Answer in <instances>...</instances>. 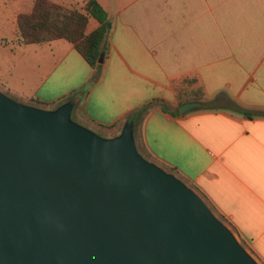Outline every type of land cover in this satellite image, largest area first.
I'll return each instance as SVG.
<instances>
[{
  "label": "crops",
  "instance_id": "crops-1",
  "mask_svg": "<svg viewBox=\"0 0 264 264\" xmlns=\"http://www.w3.org/2000/svg\"><path fill=\"white\" fill-rule=\"evenodd\" d=\"M94 1L111 24L99 74L66 41L19 44L34 0H0V91L46 109L70 102L72 120L103 137L130 121L138 152L191 184L264 264V0ZM97 27L90 18L87 33ZM195 88L252 115L203 109L188 100ZM189 102L201 109L180 115Z\"/></svg>",
  "mask_w": 264,
  "mask_h": 264
},
{
  "label": "water",
  "instance_id": "water-1",
  "mask_svg": "<svg viewBox=\"0 0 264 264\" xmlns=\"http://www.w3.org/2000/svg\"><path fill=\"white\" fill-rule=\"evenodd\" d=\"M71 110L0 91V264H258L196 191L138 152L130 121L103 137Z\"/></svg>",
  "mask_w": 264,
  "mask_h": 264
},
{
  "label": "trees",
  "instance_id": "trees-1",
  "mask_svg": "<svg viewBox=\"0 0 264 264\" xmlns=\"http://www.w3.org/2000/svg\"><path fill=\"white\" fill-rule=\"evenodd\" d=\"M90 18L98 23V27L87 33ZM17 29V42L21 45H41L56 40L66 41L95 69L96 74H99L107 53V37L111 24L106 13L94 0L88 1L83 9L61 6L49 0H34L29 13L18 15ZM188 100L203 101L204 95L201 89L195 88ZM161 107L163 110L166 109L163 104ZM202 108H227L246 117L252 115L230 100H226L225 104L203 101ZM173 114L178 115V112L175 110ZM219 217L225 220L222 216L219 215ZM242 242L247 245L245 241L242 240Z\"/></svg>",
  "mask_w": 264,
  "mask_h": 264
},
{
  "label": "rangeland",
  "instance_id": "rangeland-1",
  "mask_svg": "<svg viewBox=\"0 0 264 264\" xmlns=\"http://www.w3.org/2000/svg\"><path fill=\"white\" fill-rule=\"evenodd\" d=\"M76 9V8H75ZM92 25V23L90 24V26ZM147 159H149V161L157 164L158 166L162 167L164 170H166L167 172H170L174 175H176L177 177H179L182 181H185L183 180V178H181L176 172H174L173 170L163 166L162 164H159L158 162H156L155 160H153L152 158H150L148 155L144 154ZM186 183V182H185ZM187 184V183H186ZM190 188H192L194 191L197 192V190L191 185V184H187ZM198 193V192H197ZM199 194V193H198ZM200 195V194H199ZM201 196V195H200ZM202 197V196H201ZM204 199V198H203ZM205 201V200H204ZM208 205V204H207ZM210 207V206H209ZM211 208V207H210ZM211 210L213 211V213L222 221V223H224L234 234L235 236L237 237L238 241L240 242V244L243 246V248L249 253V255H251V257L258 263V264H263L252 252L251 248L248 246V245H245L242 240L237 236V234L234 232L233 228L224 220H222L219 215L211 208Z\"/></svg>",
  "mask_w": 264,
  "mask_h": 264
}]
</instances>
